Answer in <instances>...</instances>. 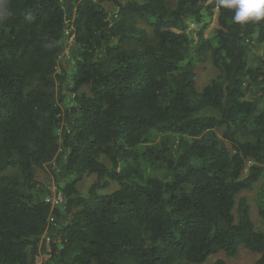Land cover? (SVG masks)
Returning <instances> with one entry per match:
<instances>
[{"label":"trees","instance_id":"16d2710c","mask_svg":"<svg viewBox=\"0 0 264 264\" xmlns=\"http://www.w3.org/2000/svg\"><path fill=\"white\" fill-rule=\"evenodd\" d=\"M232 15L215 0H0V264L240 248L264 264V189L260 226L237 201L264 180V55L249 62L264 20ZM205 64L216 75L198 86Z\"/></svg>","mask_w":264,"mask_h":264},{"label":"rangeland","instance_id":"374dc122","mask_svg":"<svg viewBox=\"0 0 264 264\" xmlns=\"http://www.w3.org/2000/svg\"><path fill=\"white\" fill-rule=\"evenodd\" d=\"M215 1L218 2V0H215ZM104 6L110 12H114L115 10V8L111 4H104ZM215 22L216 21H214L213 24L209 27V29L205 31L204 33L205 37H212V33L216 25ZM71 45H72V36L70 37L67 46H69L70 48ZM260 55H264V46L259 45V44H253L250 47V53H249L250 64H253L255 57L260 56ZM197 69H198V81H199L198 86H201L202 84L209 82V80L212 79L214 75H216L215 71L209 64L197 65ZM65 97L66 98L64 99V102L62 103L63 108L65 106H69V104L71 103V97H69L67 93ZM39 176H40V179L43 182H45V184H47L48 187L52 190V197H50V199L52 202H55L57 195H58V192L56 190L57 185L53 179V176L50 174V170L46 169L45 171H41ZM95 180L96 178L94 175H85L82 178V180L79 182V185H78L79 190L82 192L87 191L92 186V184L95 182ZM113 189H115L114 185L109 190H106L104 193H108L112 191ZM263 189H264V180L260 182V184L257 185L253 191L242 192L237 196V201L243 197L249 200L251 204V208H252V219L255 222V224L258 226L262 224V221L257 216V207H256L255 200L258 194ZM258 257H259L258 254L251 253L244 248H240L237 254L233 257L229 258L225 254L219 253L218 255L210 256L204 264H214L217 260H223L227 264H252L254 261L258 259ZM41 262H42V256H38L36 258V264H40Z\"/></svg>","mask_w":264,"mask_h":264},{"label":"clouds","instance_id":"9594fccd","mask_svg":"<svg viewBox=\"0 0 264 264\" xmlns=\"http://www.w3.org/2000/svg\"><path fill=\"white\" fill-rule=\"evenodd\" d=\"M221 7L232 9V22L247 24L264 20V0H218Z\"/></svg>","mask_w":264,"mask_h":264},{"label":"built area","instance_id":"2783aa9c","mask_svg":"<svg viewBox=\"0 0 264 264\" xmlns=\"http://www.w3.org/2000/svg\"><path fill=\"white\" fill-rule=\"evenodd\" d=\"M53 204H56V202H52Z\"/></svg>","mask_w":264,"mask_h":264}]
</instances>
